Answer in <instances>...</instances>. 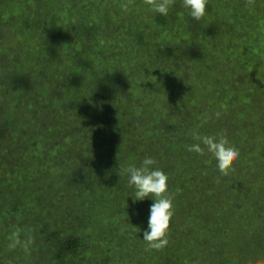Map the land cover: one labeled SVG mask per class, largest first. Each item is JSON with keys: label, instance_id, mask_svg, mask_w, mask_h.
I'll use <instances>...</instances> for the list:
<instances>
[{"label": "rangeland", "instance_id": "rangeland-1", "mask_svg": "<svg viewBox=\"0 0 264 264\" xmlns=\"http://www.w3.org/2000/svg\"><path fill=\"white\" fill-rule=\"evenodd\" d=\"M123 2L0 0V264H256L264 0H209L199 22L182 0L167 17ZM193 130L226 131L234 173L187 151ZM146 156L182 189L163 251H145L154 201L133 202L123 171ZM14 226L35 230L30 255L7 248Z\"/></svg>", "mask_w": 264, "mask_h": 264}, {"label": "clouds", "instance_id": "clouds-1", "mask_svg": "<svg viewBox=\"0 0 264 264\" xmlns=\"http://www.w3.org/2000/svg\"><path fill=\"white\" fill-rule=\"evenodd\" d=\"M135 0H124L120 8L127 12ZM150 11L167 17L169 10L174 6L175 0H144ZM256 0H246V7L254 9ZM209 0H182V7L187 9L190 17L199 22L208 14ZM253 54H258L257 49H252ZM257 79L264 83V63H260ZM221 111L204 114V122L220 119ZM192 139L195 143L186 145L190 153L201 157L211 155L216 160V167L221 177H227L235 172V164L240 159V151L228 139L226 131L217 134H200L193 130ZM157 160L146 156L139 166L130 164L124 173L128 176V186L134 188L133 202L143 201L145 198L153 199L150 206L148 229L143 232V241L146 243L145 251H163L170 243L171 222L175 216V199L182 193V189H169V176L157 165ZM120 175V174H119ZM219 182V178L217 180ZM137 232L140 231L136 228ZM33 228L14 226L8 237L7 248L10 251L20 249L26 255L31 254L35 244ZM256 264H264V258L258 259Z\"/></svg>", "mask_w": 264, "mask_h": 264}, {"label": "trees", "instance_id": "trees-1", "mask_svg": "<svg viewBox=\"0 0 264 264\" xmlns=\"http://www.w3.org/2000/svg\"><path fill=\"white\" fill-rule=\"evenodd\" d=\"M74 67L77 68V66H74ZM52 97L55 98L54 96H52ZM52 234H53L52 236H56L55 232H53ZM48 238H50V237H48ZM82 245L83 244H81V240L79 238H77L75 236L68 237L64 241L62 248L60 249V247H59L60 250H58V252L56 254V258L60 259L64 254H66V255L72 254L73 255L77 251V248L81 247ZM63 252H65V253H63ZM180 254H183V252L180 251ZM184 259L185 258H182V256H180L181 261ZM96 264H100V263H96Z\"/></svg>", "mask_w": 264, "mask_h": 264}]
</instances>
